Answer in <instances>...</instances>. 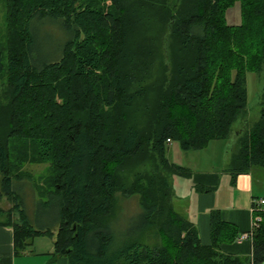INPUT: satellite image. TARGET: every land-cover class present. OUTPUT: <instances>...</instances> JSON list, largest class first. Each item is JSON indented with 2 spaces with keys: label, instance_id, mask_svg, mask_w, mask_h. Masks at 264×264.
<instances>
[{
  "label": "trees",
  "instance_id": "trees-1",
  "mask_svg": "<svg viewBox=\"0 0 264 264\" xmlns=\"http://www.w3.org/2000/svg\"><path fill=\"white\" fill-rule=\"evenodd\" d=\"M0 3V204L11 203L0 205V226L13 228L17 256L49 236L55 262L69 264H264V209L250 259L222 252L238 234L218 210L202 244L171 203L168 176L192 173L167 157L172 141L189 152L231 140L227 171L264 173V94L247 126V74L264 64V0ZM236 3L242 23L231 25ZM50 32L62 37L56 53L38 39ZM25 164H49L45 188Z\"/></svg>",
  "mask_w": 264,
  "mask_h": 264
},
{
  "label": "crops",
  "instance_id": "crops-1",
  "mask_svg": "<svg viewBox=\"0 0 264 264\" xmlns=\"http://www.w3.org/2000/svg\"><path fill=\"white\" fill-rule=\"evenodd\" d=\"M207 160L208 158L203 157L200 162L203 165L209 164ZM178 165L187 167L192 173L188 179L190 181L185 178L180 179L177 190L179 199L183 197L181 200L186 202L183 210L184 216L196 224L202 244H211L210 213L214 210L220 212L225 223L237 229V238L253 231L256 216L253 211V200L264 199V194L256 186L255 173L233 175L227 171L229 164H225L219 171H216L215 168H204L195 172H192L191 168L194 165L182 163ZM205 189L210 191H205ZM183 190L185 194L182 196ZM37 239L32 247L33 252L26 251L17 256L13 228L0 226V264H69L67 258H58L55 262L54 240H52L51 246L45 250L37 243ZM221 250L231 256L250 259L252 241L239 242L237 239L232 244H222Z\"/></svg>",
  "mask_w": 264,
  "mask_h": 264
},
{
  "label": "rangeland",
  "instance_id": "rangeland-1",
  "mask_svg": "<svg viewBox=\"0 0 264 264\" xmlns=\"http://www.w3.org/2000/svg\"><path fill=\"white\" fill-rule=\"evenodd\" d=\"M4 13H5V8L3 6V3H0V51H3L4 49L2 48L3 46V39H4V34H5V28H4ZM227 21L231 25H239L242 23V17H241V8H240V3H236L233 7H231L227 14ZM57 33L50 32L47 35H41V33L38 35V39L41 40V44L44 46L47 45V51L51 53H56L61 45V40L62 37H57ZM151 35H155L154 31H151ZM159 43V42H158ZM7 86V82L4 80H0V101H3L4 103V90L5 87ZM247 93H248V121H247V126H253L254 123H256L261 115V105L263 101V94H264V64L262 66L261 73L259 75L249 72L247 74ZM235 130L241 131V129L244 128V124L242 122H236L233 126ZM232 145L231 140L225 142L223 140H213L210 142L209 147L205 150H199V151H189L186 152L184 151L180 143L178 141H172L171 143L168 144V151H167V157L168 159L173 162L174 164H189V165H194V167H191L192 172L196 170H203L204 168L206 169H211L215 168L216 171L222 170V168L225 166V164H229L230 162V147ZM203 157L208 158L209 164L203 165L201 164L200 161H202ZM205 159V158H204ZM211 160V161H210ZM151 164L149 162L142 164L140 166V170L142 172H147L151 170ZM187 168V167H185ZM23 171L26 173H29L32 176V180L36 185L40 186L41 188H45L46 186L44 185V180L50 173V167L49 164H25L23 166ZM167 174V173H166ZM169 175V174H168ZM255 176H256V186L258 189H260L261 193L264 194V173L260 170L255 171ZM169 179L172 184V193L173 196L171 198V203L174 206L175 210L180 213L181 215L184 216V204H186L185 201L181 200V197L179 199L178 196V190L177 187H179V182L181 181L183 177H180L176 174H170ZM190 178V177H189ZM189 178H185L188 180ZM190 181V180H188ZM185 194V191H182V196ZM264 196V195H263ZM130 202V208L129 212L131 213L138 212L139 211V205L136 199H132ZM123 206L122 200L120 202ZM119 203V205H120ZM4 209H9L11 208V203L8 201H3L0 204ZM118 205V215L121 218H123L122 214V209ZM264 208V206H263ZM184 212V213H183ZM125 213L128 214V209L125 210ZM129 215V214H128ZM133 215V214H132ZM136 216V215H134ZM132 217V216H131ZM130 217V218H131ZM128 219L126 221L129 223V221L132 219ZM3 220V219H1ZM121 225L123 226V230L126 231L127 229V223L123 222ZM119 221L115 222V225L118 224ZM38 240V239H37ZM52 240L55 241V239H52L49 236L42 237L38 240V244L42 246L45 250L51 246L53 243Z\"/></svg>",
  "mask_w": 264,
  "mask_h": 264
},
{
  "label": "built area",
  "instance_id": "built-area-1",
  "mask_svg": "<svg viewBox=\"0 0 264 264\" xmlns=\"http://www.w3.org/2000/svg\"><path fill=\"white\" fill-rule=\"evenodd\" d=\"M264 199H254L253 200V211L256 214L254 220V229L250 233H245L239 236L237 239L239 242L252 240L254 230L257 229L262 222V217L259 215V212L263 210Z\"/></svg>",
  "mask_w": 264,
  "mask_h": 264
}]
</instances>
